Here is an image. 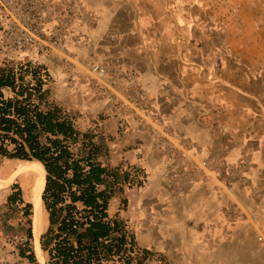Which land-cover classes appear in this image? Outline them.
Instances as JSON below:
<instances>
[{
	"label": "crops",
	"instance_id": "crops-1",
	"mask_svg": "<svg viewBox=\"0 0 264 264\" xmlns=\"http://www.w3.org/2000/svg\"><path fill=\"white\" fill-rule=\"evenodd\" d=\"M82 1L95 20L75 27L88 41L69 44L74 71L87 59L136 68L164 128L131 120L121 134L111 105L86 77H67L59 51L40 58L61 85L57 101L87 119L104 163L144 169L165 214L161 236L169 227L172 241L176 226L242 241L237 203L250 211L248 189L264 187V0H230L231 11L225 0Z\"/></svg>",
	"mask_w": 264,
	"mask_h": 264
},
{
	"label": "trees",
	"instance_id": "trees-1",
	"mask_svg": "<svg viewBox=\"0 0 264 264\" xmlns=\"http://www.w3.org/2000/svg\"><path fill=\"white\" fill-rule=\"evenodd\" d=\"M54 78L40 61L0 64V161H35L44 169L45 226L39 236L45 264H143L149 251L110 212L111 201L146 177L137 166H112L94 129L81 130L77 115L52 94ZM8 207L25 225L18 255L38 264L33 206L20 185L9 187Z\"/></svg>",
	"mask_w": 264,
	"mask_h": 264
},
{
	"label": "rangeland",
	"instance_id": "rangeland-1",
	"mask_svg": "<svg viewBox=\"0 0 264 264\" xmlns=\"http://www.w3.org/2000/svg\"><path fill=\"white\" fill-rule=\"evenodd\" d=\"M147 4L152 5L149 2ZM214 4L217 6L216 3ZM225 4L227 10L231 11L234 3L225 0ZM39 61L42 62L40 59ZM3 63L6 62L0 54V64ZM60 89L61 85L54 80L52 94L58 101L61 99L62 90ZM69 110L77 115L78 126L81 130L89 129L87 119L83 120L82 114L72 108ZM19 162L8 159L0 161V264H30L18 255L17 250L25 225L21 224L17 208L8 207L6 204L9 187L15 182L20 185L24 199L31 200L32 180L28 182L25 177L12 174L13 168ZM145 178L141 186L126 189L124 193L127 198L126 204L122 203L121 197L114 198L110 204V212L116 214L126 229L135 236L138 247L149 251L150 254L143 264H264V187L248 189L250 202L255 207L250 211L244 210L237 203L242 212L240 217L242 241H220L215 236L204 238L190 230L179 231L176 226L171 228L174 233L173 240L170 241L169 227L166 228L167 233L162 232L161 236L160 214L164 213L157 209L154 193L144 188ZM43 217L42 230L45 226V214ZM259 236H261L260 240ZM160 237L162 241L159 240ZM33 243L37 263L45 264V255L42 251L39 253L36 250L34 239Z\"/></svg>",
	"mask_w": 264,
	"mask_h": 264
},
{
	"label": "built area",
	"instance_id": "built-area-1",
	"mask_svg": "<svg viewBox=\"0 0 264 264\" xmlns=\"http://www.w3.org/2000/svg\"><path fill=\"white\" fill-rule=\"evenodd\" d=\"M94 20L82 0H0V54L6 63H13L21 59L39 61L58 51L65 53L67 77H86L83 82L89 90L111 105L121 134L131 131V120L164 128L159 112L138 80L136 68L109 59H87L85 73L74 71V53L69 44L81 48L88 41L87 33L75 27H91ZM166 154L173 159L170 152Z\"/></svg>",
	"mask_w": 264,
	"mask_h": 264
},
{
	"label": "bare ground",
	"instance_id": "bare-ground-1",
	"mask_svg": "<svg viewBox=\"0 0 264 264\" xmlns=\"http://www.w3.org/2000/svg\"><path fill=\"white\" fill-rule=\"evenodd\" d=\"M12 174L25 177L26 180H28V182L32 180V185L30 186V196H31L30 201L33 206V235H34L36 250L40 253L41 249L39 245V236L42 231L41 223H42V219L44 218L43 216L45 214L41 200V193L44 188V169L42 165L38 162L20 161L13 168Z\"/></svg>",
	"mask_w": 264,
	"mask_h": 264
}]
</instances>
